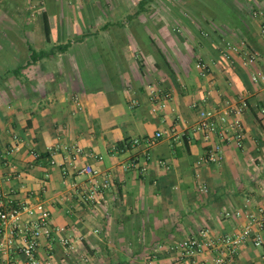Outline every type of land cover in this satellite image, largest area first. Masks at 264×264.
Wrapping results in <instances>:
<instances>
[{
  "label": "crops",
  "instance_id": "1",
  "mask_svg": "<svg viewBox=\"0 0 264 264\" xmlns=\"http://www.w3.org/2000/svg\"><path fill=\"white\" fill-rule=\"evenodd\" d=\"M226 1L239 23L199 0H0V183L77 235L69 252L43 240L41 264H174L176 243L203 229L264 222V82L251 80L264 67V0ZM228 40L261 59L246 64ZM204 97L249 103L244 145L226 141L217 164L200 162L209 147L191 104ZM74 145L101 159L70 164ZM87 163L112 178L93 203L78 193ZM261 231L227 264H264Z\"/></svg>",
  "mask_w": 264,
  "mask_h": 264
},
{
  "label": "built area",
  "instance_id": "2",
  "mask_svg": "<svg viewBox=\"0 0 264 264\" xmlns=\"http://www.w3.org/2000/svg\"><path fill=\"white\" fill-rule=\"evenodd\" d=\"M261 33L264 36V23L261 26ZM226 47L237 53L244 51L246 64L261 59L259 51L244 50L235 42L226 41ZM224 56L225 58L231 57L228 52H225ZM197 67L204 73L209 71L204 62H198ZM251 80L253 83L264 82V67L254 71ZM157 95L154 91L152 97ZM191 107L199 115L195 130L202 135L204 142L209 147L200 157L201 163H220L223 159V145L226 141H234L238 147L244 145L246 132L243 114L248 107L246 100L242 99L238 103L230 101L222 103L210 101L209 97H204L194 101ZM261 112L264 113V108L261 109ZM161 136L162 133L157 132L153 138L158 139ZM137 142L139 140H135V143ZM145 142L150 143V139H146ZM13 149H19L17 143ZM64 149L69 154L70 164L81 155L101 159L96 154L85 152L80 146H64ZM33 154L35 157L39 156L37 153ZM144 158L150 160L152 157L146 153ZM52 163L57 164L63 173L67 174L68 167L65 162L56 163L52 160ZM160 163L165 164L164 161ZM78 170L87 176L86 184L81 187L78 193L84 201L93 203L99 194L111 185V175L103 174L90 163L83 165ZM198 189L200 192L208 191L205 184H200ZM256 222L258 229L255 231L250 224L239 232L220 236H213L209 229H203L196 235L180 240L172 248L175 253L174 264H187L202 253H208L213 264H227L247 240L252 239L255 245L263 243L261 230L264 227V222L258 219ZM74 231L67 226L53 225L51 212L44 203L17 202L15 198L4 192L3 185L0 183V256L10 259L13 253L18 254L19 257L10 261L11 264H41L39 253L43 240L48 242L49 250L54 249V244L58 241L65 251H72L75 248L77 236Z\"/></svg>",
  "mask_w": 264,
  "mask_h": 264
},
{
  "label": "rangeland",
  "instance_id": "3",
  "mask_svg": "<svg viewBox=\"0 0 264 264\" xmlns=\"http://www.w3.org/2000/svg\"><path fill=\"white\" fill-rule=\"evenodd\" d=\"M200 2L206 3L204 9H209V11L215 12L217 15L221 16L222 14L228 15L230 18L234 19L237 23L240 22V17L236 13L234 7L229 6L226 0H199ZM231 41V40H228ZM233 42V41H232Z\"/></svg>",
  "mask_w": 264,
  "mask_h": 264
},
{
  "label": "trees",
  "instance_id": "4",
  "mask_svg": "<svg viewBox=\"0 0 264 264\" xmlns=\"http://www.w3.org/2000/svg\"><path fill=\"white\" fill-rule=\"evenodd\" d=\"M223 56V55H222ZM35 59V58H34ZM28 63H30V60L28 61ZM248 103V102H247ZM248 108H249V103H248ZM257 109H260L259 104L256 106Z\"/></svg>",
  "mask_w": 264,
  "mask_h": 264
}]
</instances>
